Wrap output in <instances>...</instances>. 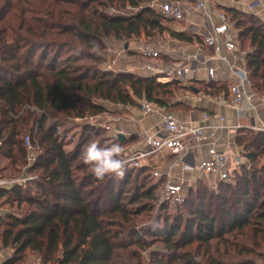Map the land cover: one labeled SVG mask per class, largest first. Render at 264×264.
<instances>
[{"label": "trees", "instance_id": "1", "mask_svg": "<svg viewBox=\"0 0 264 264\" xmlns=\"http://www.w3.org/2000/svg\"><path fill=\"white\" fill-rule=\"evenodd\" d=\"M59 1L63 2L51 1L56 12L44 9L47 16L54 14L59 20L25 24L29 34L26 40L16 38L12 29V35L6 37V30L0 27V155L12 161L25 157L23 133L30 131L33 141L38 136L41 151L36 161L42 169L31 192L22 191L17 184L9 189L8 201L16 202L17 207L24 203L26 207L18 214L0 215V249L12 250L2 264H23L27 250L37 254L40 264H129L130 257L137 254L129 247L139 250L151 239L159 240L167 252L161 254L166 260L158 251L151 253L156 264H261L255 257L264 258V253L253 247H264V160L256 163L261 157L264 159V131L237 129L235 144L246 161L241 164L240 172L233 173L234 185L216 182L226 187L225 193L216 196L221 207L212 209L209 204L213 202L206 205L204 200L193 207V196L205 197L209 185L206 180L197 179L184 186V199L179 207H189L185 217L166 215L162 223L157 220L144 229L136 225L135 217L148 210L146 200L154 199L159 182L135 185L131 193L126 187L133 169L143 173L148 166L129 167L122 178L109 174L100 180L82 162L81 144L72 151L64 150L56 131L63 124L60 119L103 112V105L92 101L93 97L133 106L139 104L136 99L145 98L168 109L178 105L165 99L173 95L172 87L201 91L177 80L159 81L153 75L97 69L103 58L93 51L103 48L104 37L129 39L144 34L149 38L154 32L161 35L169 30L162 21L165 17L141 5L150 0L98 1L102 8L110 6V2H117L118 8L126 5L138 8L129 15L98 12L90 6L97 0H65L78 10L66 13ZM224 11L238 32V44L240 38L248 40V49L241 47L246 50L244 63L252 89L264 94V21L258 16L255 22L248 20L243 24V17L257 15L236 8ZM63 16L69 21L61 22ZM169 31L176 39H191L186 31ZM64 33L92 50L84 55L94 67L75 64V47L50 37ZM46 47L54 51L68 48L72 56L58 65L57 56L46 59V52L41 51ZM35 50H40V55L34 61L31 56ZM194 83L205 85V94L209 96L228 94L223 82L196 80ZM116 178H120L117 185ZM6 191L0 187V196ZM226 233H233L232 239ZM241 238L250 240L253 247ZM193 242L198 244L195 253L183 250ZM119 249L127 254H120ZM200 254L203 259L199 258Z\"/></svg>", "mask_w": 264, "mask_h": 264}, {"label": "built area", "instance_id": "2", "mask_svg": "<svg viewBox=\"0 0 264 264\" xmlns=\"http://www.w3.org/2000/svg\"><path fill=\"white\" fill-rule=\"evenodd\" d=\"M148 6L175 23H184V28L197 35L199 40L195 50L183 54L177 61L164 64L158 61L164 53L162 46L142 45L138 50L143 58L141 61L123 63L121 57L127 49L125 45H122L104 63L105 70L118 68L134 73L156 75L157 80H177L188 87L193 81L199 79H204L206 82L214 81L217 70L216 61H219L224 64L231 79L227 84L228 94H219L220 101L229 108L235 109L237 113L243 110L244 103L255 109L249 101L253 92L249 71L244 62L238 64L232 56L239 47L238 32L224 10L215 9L210 0H163L153 1ZM246 7L252 13H257L256 9L259 7L258 11L264 13V0H254L246 4ZM192 13L199 14L201 22L186 17V14ZM200 72H203L202 76ZM139 105L145 114L156 109V105L145 98L139 101ZM261 114L255 109L259 124L251 126V129L264 131ZM201 117L202 123L194 124L178 120L172 114L163 113L160 115L156 133L144 135L143 147L129 150L120 156L125 161V169L148 166L152 158L182 149L188 142H206V152L196 163L187 162L186 153L180 157L183 170L197 169L199 171V175L192 179L182 175H172L169 170L164 172L158 168L151 170L153 178L161 181L160 200L162 202L180 204L184 199V186L194 183L197 179L228 182L234 172H240L241 164L245 162L240 148L233 149L229 146L218 148L216 131L223 125L212 124L213 116L208 112H203ZM217 119L223 121L221 116ZM24 143L26 161L32 164L36 161L38 154L28 135L25 136ZM3 186L4 181L0 179V187Z\"/></svg>", "mask_w": 264, "mask_h": 264}, {"label": "rangeland", "instance_id": "3", "mask_svg": "<svg viewBox=\"0 0 264 264\" xmlns=\"http://www.w3.org/2000/svg\"><path fill=\"white\" fill-rule=\"evenodd\" d=\"M52 0H0V27H4V30H6V37L11 36L12 33L10 30L14 32V36L16 38H25L28 39V33L25 31V24L30 25H39V23L44 20L49 21H57V16L53 14L52 17L47 16L45 14L44 9L51 10L53 13L56 12L54 9V6L51 4ZM58 1V0H56ZM98 1H104V0H97L96 4L92 3L90 6H92L95 10L98 12L105 11L106 13H117V14H126L129 15L131 13H135L138 8H133L128 5L122 8H118L117 2H110L107 8H102L99 6ZM153 1H163V0H150L147 1L141 5L148 6ZM61 5V9L74 13L77 12V8L75 6H72L71 4L67 3L65 0L63 2L59 1ZM13 5V6H12ZM149 7V6H148ZM60 9V7H58ZM159 13L158 11H156ZM248 13V12H247ZM160 14V13H159ZM255 16L253 13H249ZM255 18H250L248 16H245L242 18V23L247 24L248 20H251L253 22L256 21ZM59 20V19H58ZM62 21H69L67 19V16H63L61 18ZM164 25L167 29H177L176 27H180L184 25V23H175L174 21L170 19H163L162 20ZM163 31L161 33V39H176L175 37L170 35V31ZM52 31H55V29H52ZM156 32L153 33L151 37H147L144 34H141L139 37H131L129 39H116L113 36H107L103 38V48L101 50H95L93 52L98 53L102 56L103 61L97 66L98 70L103 71H117L118 68H114L113 70H105L104 63L108 60V58L115 54L116 49L121 47L122 45L127 44L126 49L128 48H136L140 49L141 44L144 42H151L155 40L157 34ZM188 35L191 34V32H186ZM51 39L56 41H67L72 44L77 52H75V64L77 65H88L93 66V62L87 58L84 55V52L86 51H92L86 49L83 45H81L77 40L73 39V37L68 34H52L50 36ZM30 39L33 38V36L29 37ZM178 40V39H177ZM239 47L248 49V40L244 38H240L239 41ZM25 48H23L21 51H23ZM41 51L46 52V59H48L51 55L57 56V64L60 65L62 61H65L68 59L69 56H72V53L69 52L68 48H63L62 51L60 50H53L52 48H44ZM60 51V52H59ZM129 53L128 55L126 53H123V57H121L122 62H126L128 58H130L129 54H133L136 59H143L140 53H137V51L134 52V50H127ZM21 53V52H20ZM74 54V53H73ZM40 55V50H35L34 55L31 56L34 61L37 60L38 56ZM133 57V56H132ZM165 57V58H164ZM162 63H169V60L167 59V56L161 55ZM44 60V63H46L47 60ZM160 62V60H158ZM133 62H136L135 60ZM94 67V66H93ZM92 67V68H93ZM94 70V68L92 69ZM92 70L89 71V75L92 74ZM45 71V70H44ZM47 72V71H46ZM156 76V75H154ZM161 81V80H159ZM253 81H257L256 78H253ZM190 86L195 87V89L200 90L203 94L205 93L206 86L200 83H194V81L190 84ZM173 89V95L172 96H166L165 99H167L170 103H178V105L174 107H169L168 111H173L174 109H186L190 105L189 101L191 99V94L186 92L185 89H180L177 87H172ZM194 99V98H193ZM139 99H136V102L139 103ZM189 100V101H188ZM92 101L100 103L104 107V111L99 114H90L86 113L83 117H68V118H61L60 121L63 122L62 125L57 127V135L59 136V139L61 143L63 144V148L65 151H72L77 144H81V149L83 150L85 146L90 142H96L101 147H108L111 146L114 143H117L122 148V153H125L131 149H128L126 147L125 141L123 139L118 138V134L122 131L117 126L118 116L120 112L123 110L124 107H126L128 110L135 111L139 116L145 115L141 111L140 105H124L119 103H113L107 100L99 99V98H92ZM188 101V102H187ZM191 102V101H190ZM188 106V107H186ZM123 113V112H121ZM49 119L46 120V124L49 123ZM30 131H26L23 133V140L25 139V136H29L30 141L35 149V152L39 155V152L41 151V146L38 142V136L34 137L35 141H33L32 134L29 133ZM31 135V136H30ZM25 145V143H24ZM81 158H77V160H80ZM37 160V159H36ZM263 157L256 160V163H260L263 161ZM246 161V159H245ZM146 166V165H144ZM132 169V167H131ZM88 171H91L90 167L87 168ZM41 167L37 164V161H35L32 164H29L26 161V156L23 158H18L14 161L10 160L9 158H6L5 156L0 155V179L4 181V188L7 189L6 193L0 196V215L4 216L6 213L13 212L18 214L20 212V209L26 205L24 203L20 204V207H17L16 202L8 201V192L9 189L12 187V184H17L21 187L22 191H30L34 188V181L41 177ZM151 168L148 167V169L145 172L139 171V169H133L131 172V179L130 184L127 185L128 193H131L134 190L135 185L141 186H147L150 183H157L159 182L155 192H154V199L153 200H146V203H148V210H145L141 212L139 215L135 217V223L138 227H142L143 229L145 227H149L153 223H156L157 220H159V223H162V218L166 215H169L171 218H174L176 215H181V217H185L188 214L189 207L187 205H184L182 207H179L180 204L174 205V204H168L166 202H162L160 200L161 195V183L159 180H155L153 178V175L151 174ZM120 178H116V185L120 181ZM236 175L232 174L230 176V180L228 181L231 183V185L235 184ZM209 185L207 187L206 193L203 188L204 193L206 194L205 197L202 196H193L194 203L193 207L197 205V203L202 202L204 200V203L207 205V203L213 202V204H209L210 208L215 209L216 207H221L222 203L220 204V201L216 199L217 195L225 193L226 187H220L216 184V182H213L211 179L206 180ZM126 195V194H125ZM226 195L232 196L230 193H227ZM126 201V200H124ZM164 205V208L161 206ZM212 205V206H211ZM132 207V206H130ZM179 207V208H178ZM179 209L181 211L179 213ZM221 231L219 230L218 233ZM222 233V232H221ZM227 237H230L232 239L233 233H226L224 234ZM244 240V238H241ZM245 243L253 247L250 240H244ZM216 242V240H212V243ZM198 244L196 242L191 243L190 245L183 248V250L194 252L196 251V247ZM2 249V248H1ZM258 253H264V247H253ZM129 250L135 251L137 253L135 257H130L131 260L129 261V264H156L151 253L153 251H158L159 254H167V252L164 249L163 244L156 239L149 240V243L147 246L137 249L135 246H130ZM182 251V250H181ZM118 252L120 254H127L126 250L119 249ZM202 253V250L201 252ZM29 254H33L34 256H37V254L32 253L31 251L27 250L26 260L29 256ZM38 257V256H37ZM163 257V260H166L167 257L161 255ZM255 257V256H254ZM200 259H203L201 257V254L199 255ZM261 264H264V258H258L255 257ZM25 258L23 259V263H25Z\"/></svg>", "mask_w": 264, "mask_h": 264}, {"label": "crops", "instance_id": "4", "mask_svg": "<svg viewBox=\"0 0 264 264\" xmlns=\"http://www.w3.org/2000/svg\"><path fill=\"white\" fill-rule=\"evenodd\" d=\"M254 0H210L211 5L217 10H225L227 8H236L242 11L249 12L247 10L246 4ZM259 7L256 9L257 13H253L264 21V13L258 11ZM186 17L193 20L201 22V17L199 14L192 13L186 14ZM174 30H181L189 32L188 29L184 28L182 25ZM191 39L189 41L177 40V39H161V35H157L155 40L151 42H144L141 45L152 46L159 45L164 49L163 56H167L169 62H174L180 59V57L192 50H195L196 43L199 40L197 35L190 34ZM127 50L137 51L136 48H128ZM245 49L238 47L234 53L233 57L237 60V63L244 62ZM128 51L126 54L128 55ZM138 53V52H137ZM130 58L126 62H132L134 60L141 61L142 59H136L133 54H129ZM133 56V57H132ZM133 58V59H132ZM165 58V57H164ZM132 59V60H131ZM162 63V58L159 59ZM216 76L215 82H223L226 85L230 82V77L226 71L223 63L216 61ZM203 75V72H200ZM206 82L204 79H199ZM186 92L191 94V99L189 101V107L186 109H174L173 111H168L164 107L156 106L153 112L146 113L145 115L139 116L133 110H126L124 107L118 116L117 126L122 131L124 135L123 140L125 141L126 147L131 150L141 149L144 145V135H154L157 131L159 125L160 115L163 113L172 114L176 119L193 122L194 124L202 123V113L208 112L213 116L212 124L218 125L222 124L223 127L217 129L216 131V142L218 148L231 147L238 148L235 144V134L238 128H251L253 125H258L259 120L255 116V109L261 112V121L264 122V98L263 93L253 92L251 93L249 101L254 105L255 109L248 107L247 103L242 105L243 110L239 113L235 109H231L226 104H224L218 96H209L203 94L202 92H193L185 89ZM194 98V99H193ZM187 101V102H188ZM223 117V121H219L217 117ZM215 117V118H214ZM206 142H188L185 144L184 148L164 153L163 155L154 157L150 160L148 167L152 169L158 168L161 171L169 170L172 175L184 176L187 179H192L193 177L199 175L197 169L183 170L180 157L183 153H186V161L189 163L197 162L201 157L204 156L206 152ZM12 250L9 248L0 249V264H2L6 259L10 257ZM23 264H40L39 258L33 254H29L27 260Z\"/></svg>", "mask_w": 264, "mask_h": 264}, {"label": "clouds", "instance_id": "5", "mask_svg": "<svg viewBox=\"0 0 264 264\" xmlns=\"http://www.w3.org/2000/svg\"><path fill=\"white\" fill-rule=\"evenodd\" d=\"M122 148L114 143L108 147H101L96 142L88 143L82 151V162L88 165L92 174L100 180L106 175L115 174L123 177L125 161L120 158Z\"/></svg>", "mask_w": 264, "mask_h": 264}, {"label": "water", "instance_id": "6", "mask_svg": "<svg viewBox=\"0 0 264 264\" xmlns=\"http://www.w3.org/2000/svg\"><path fill=\"white\" fill-rule=\"evenodd\" d=\"M124 47L126 48V47H127V44H125V46H124ZM118 138H119V139H123V138H124V135H123V134H121V133H119V134H118Z\"/></svg>", "mask_w": 264, "mask_h": 264}]
</instances>
